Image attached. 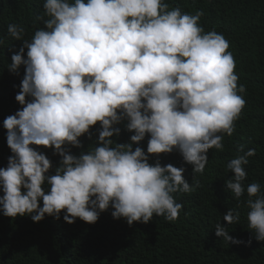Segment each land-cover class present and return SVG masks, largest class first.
<instances>
[{
    "label": "clouds",
    "instance_id": "9594fccd",
    "mask_svg": "<svg viewBox=\"0 0 264 264\" xmlns=\"http://www.w3.org/2000/svg\"><path fill=\"white\" fill-rule=\"evenodd\" d=\"M42 7L36 20L44 26L30 39L23 25H7L12 40L22 41L7 68L19 75L23 65L24 74L15 95L21 107L3 120L12 154L0 167V213L40 222L63 212L67 223L91 224L111 207L108 216L128 225L154 214L175 222L183 204L174 194L199 187L195 177L208 151H223L224 135L232 136L246 106L229 40L215 28L205 31L202 9L190 13L166 0H43ZM123 121L134 133L127 143L114 139ZM97 122L95 146L83 148L79 137H91ZM146 134V151L133 149ZM33 145L60 156L54 174ZM173 150L193 166L195 183L186 181L184 167L149 163V154ZM236 152L225 188L238 202L247 193V229L264 241V186L244 183L256 150L238 145ZM240 218L228 208L214 234L249 246L251 238L227 229Z\"/></svg>",
    "mask_w": 264,
    "mask_h": 264
},
{
    "label": "trees",
    "instance_id": "16d2710c",
    "mask_svg": "<svg viewBox=\"0 0 264 264\" xmlns=\"http://www.w3.org/2000/svg\"><path fill=\"white\" fill-rule=\"evenodd\" d=\"M166 2L190 13L202 9L205 15L200 23L205 31L215 28L230 42L238 84L246 88L243 94L246 106L235 122L232 136L224 135L223 151L215 148L208 151L209 160L203 174H196L199 187L194 192L174 194L177 202L183 204L175 222H167L163 216L154 214L148 223L128 225L124 218L108 216L111 207L91 224L79 218L67 223L63 212L60 219L46 215L40 222H33L29 216L10 218L0 213V264H264V241H256L247 229L248 209L244 203L247 193L238 202L225 188L226 180L232 175L226 165L237 155L238 145H243L244 150H256L244 166L249 172L245 185L259 182L264 186V0ZM42 4L43 0H0V167L7 165V157L12 154L6 144L3 120L21 107L15 95L24 74L23 65L19 75L7 68L11 55L22 45L21 40H12L8 35L7 25H23V38L30 39L37 28L44 26L36 20L43 14ZM126 123L116 125L121 128L119 137L114 138L119 143L129 142L134 134L125 128ZM99 127L97 122L90 128L91 137L87 134L79 137L83 148L95 146ZM148 139L146 134L139 145L133 144V149L140 146L146 151ZM33 147L52 161L53 168L49 171L54 174L60 156L54 155L52 148ZM68 147L78 155L74 146ZM157 159L162 166L171 163L184 167L186 181L195 183L193 166L177 150L158 156L149 154V163ZM228 208H237L241 214L239 223L227 225L229 235L243 241L251 238L249 246L227 243L214 234L215 224L225 223L222 216Z\"/></svg>",
    "mask_w": 264,
    "mask_h": 264
}]
</instances>
